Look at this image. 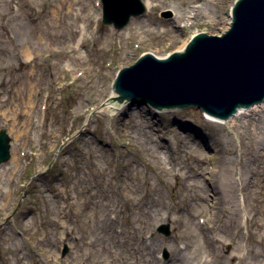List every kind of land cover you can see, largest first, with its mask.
<instances>
[{"label": "rangeland", "instance_id": "rangeland-1", "mask_svg": "<svg viewBox=\"0 0 264 264\" xmlns=\"http://www.w3.org/2000/svg\"><path fill=\"white\" fill-rule=\"evenodd\" d=\"M142 1L146 13L118 30L102 24L100 0H0V129L12 139L11 159L0 164V264H76L83 256L84 264H94L90 246L79 244L98 236L83 225L98 199L117 210L114 227L122 233L115 234L114 247L104 252L105 260L115 256V264H166L173 259V249L185 250L191 221L209 234L201 220L230 243L218 242L215 249H202L189 260L236 264L228 258L244 245L264 262V239L256 236L263 230L230 219L226 206L218 216L214 209L212 220L197 207L190 211L194 191L184 189L189 181L183 175L194 176L199 169H206L208 185L214 186L218 178L208 173L215 158L208 162L189 155L194 149L181 147V138L215 156L207 147L208 137L220 136L230 158L224 168L236 179L245 163L244 150L250 151L243 146L252 144L246 130L205 123L204 115L193 109L157 110L142 104H130L129 115L138 117L128 119L125 113L126 121L118 125L115 113L104 106L121 67L146 52L169 55L201 32L221 35L228 29L235 0ZM194 9L197 16L188 22L186 13ZM26 48L32 52L29 60ZM32 84L37 88L33 101L38 102L39 90L43 95L29 124L26 101ZM134 121L138 132L132 128ZM255 136L264 143V120ZM153 147L169 156L180 177L160 172L168 164L154 160L149 153ZM14 154L19 159H13ZM247 162L248 168L259 164ZM65 188L74 199L69 207ZM249 189L247 196L241 187L235 189L236 200H245L242 207L264 221V194L257 187ZM154 197H160L161 207L154 205ZM205 203L210 210L212 202ZM162 224L169 233L158 231ZM245 257L251 260V255ZM189 260L183 264H195Z\"/></svg>", "mask_w": 264, "mask_h": 264}, {"label": "water", "instance_id": "water-1", "mask_svg": "<svg viewBox=\"0 0 264 264\" xmlns=\"http://www.w3.org/2000/svg\"><path fill=\"white\" fill-rule=\"evenodd\" d=\"M102 1L104 23L117 29L145 12L141 0ZM189 42L184 51L163 59L146 53L121 69L114 91L133 103L197 108L223 119L264 101V0H237L228 30L221 36L200 33ZM9 142L2 129L0 164L10 159ZM161 230L169 233L167 226Z\"/></svg>", "mask_w": 264, "mask_h": 264}, {"label": "bare ground", "instance_id": "bare-ground-1", "mask_svg": "<svg viewBox=\"0 0 264 264\" xmlns=\"http://www.w3.org/2000/svg\"><path fill=\"white\" fill-rule=\"evenodd\" d=\"M200 10L201 9L198 8V11ZM192 11H197V10L194 9L190 11L191 13L190 12L186 13V20L188 22L191 21L192 18L197 16V13L193 14ZM89 16L90 14L88 13L85 19L89 18ZM230 21H231V14L229 15L227 19L225 28H228L227 26H229ZM176 22L177 21H175L174 23ZM187 42L189 43V41ZM188 43L182 44V46L180 47V49H178V51L179 52L183 51V49L188 45ZM153 54L155 55L156 53L153 52ZM24 56L27 57L26 60H29L30 58H32V52H30L29 48H26L24 50ZM155 56H157V58L159 59H163L167 57V55H162V54H156ZM36 89L37 88L34 86V84H32L31 89H30L29 98L26 101V109H27L26 113L29 114V118H30L29 124H31V120H32L33 114L35 113V109L38 108V104L39 102H41L42 95H43L42 94L43 91L39 90L38 91L39 93L37 94L38 102L33 101ZM104 106L107 109H109L111 112L115 113L114 115L115 123L118 125L120 124L122 125L126 121V119L122 118V116L125 115V113L126 115L128 113L127 118L132 119V120H135L139 115V114L129 115L130 104L128 102V98L124 99L118 92H115L114 90H112L111 95L104 102ZM199 112H201V114L205 113V112L203 113L202 111H199ZM1 115L5 116V113L1 112ZM205 118L207 120H204V121L202 120L205 123H211V124L214 123L216 126L228 125L230 128H238V129L240 128V129L246 130L247 134L249 135V138L252 139L253 145L251 143H248L243 146V147L250 149V151L247 149L244 150V151H247L245 152V155H244L246 158L245 163L243 164L241 171L235 174L237 178L234 179L232 175L227 172V168L229 167L224 168L225 166L229 165L230 158L225 157V154H226L225 152L228 146L225 145V142L220 136L212 134L210 135V137H208V141H210L209 145H207L206 143L207 147H210V149L211 148L213 149L214 153L216 154L215 156H209L202 149L195 147L193 143L194 141L191 140L190 138L189 139L192 141V143H190V141H188V139L186 138H181L182 139L181 141L182 143L180 145L181 147L191 145L192 149H194V150H191L189 155L191 154L194 155L195 158L200 161H203L206 159L208 160V162H210L212 160L211 158H215L216 160L215 163H212L213 167L208 172L210 174H213L216 178H218L214 182L213 184L214 186L208 185L206 182V180H208V178H206L207 176L205 172L206 169L205 170L199 169L200 171H198V173L195 174L194 176L183 175V177H187L189 181L188 183L184 184V187H185L184 189H192L194 191V193L191 196L192 197V207L189 208L190 211H193V209L197 207L198 210L202 212H207L209 214V219L212 220V218L214 217V209L218 210L216 212L218 216L223 211L224 207L226 206L227 208L231 210L230 219L245 220L247 223L249 222L251 224H254L255 228L257 227L258 229L264 231V221L256 219L255 216H253L247 210L246 205H245L246 208L242 207L243 203L245 204V200H239V201L236 200L237 195H235V192H234L235 189L237 191V188L241 187L242 194H244V196H247L250 193L249 188L251 186H254L259 189L258 192L260 191L261 193L264 194V143L256 140V136H255V131L257 130L258 125L260 124L262 120H264V102L260 104H256L251 107L243 108L242 110L236 112L232 117H230V119H225V120L218 119L210 114H206ZM142 120L147 125V128L152 130L149 126L151 121L148 119V117L144 116L142 117ZM132 128H134L136 132H138L139 130L136 125V122L132 125ZM215 136H218V137L215 138ZM150 140H152L151 137H150ZM156 147L160 148L159 144H157ZM155 149L156 148L153 147V149H150L149 151V153L154 158V160H156L159 163L162 162V163L168 164V168L166 167L165 169L161 168L160 172L161 173L169 172V173H173L174 175H177V177H180L178 176L180 174L177 173L175 170L176 164L175 165L172 164L169 156L165 154L163 156L159 152L157 154ZM223 149L225 150V152ZM195 151H197L198 154H194ZM13 159H19V158L16 156V154H14ZM248 159H251L253 162H259V164L255 165V167L250 165V168H248L249 167V164L247 162ZM216 164H218V166ZM193 179H196V180H193ZM210 191L212 192V194H215V197L210 195L209 193ZM83 193H87V192H83ZM64 194H66L65 202L67 203V206L69 207L71 204H74V199L71 198L69 189L65 188ZM89 195L90 196L92 195V191H89ZM159 199L160 197H154L151 200L155 206L161 207L163 203L159 204L158 203ZM201 201L203 203L202 206L199 205ZM206 201L212 202V205H211L212 208H210V210H209V207L205 205ZM236 203H239V204H238V207L235 209L234 206L236 205ZM102 206H103V211H101V213L99 214V211L100 209H102ZM92 208H93V211H92L91 218H88V219L86 218L84 220L83 225L86 228V232L88 231V233L91 232L92 234H97L98 236L96 239L91 240V241H89L90 239L86 241V239L84 238L79 244V246H81V248L85 247L86 245L90 246L91 251L95 255V257L100 256L102 258V260H99L94 257L93 259L94 264H115L114 263L115 256L110 255L108 256V259L105 260L104 257L106 255L104 256V252L109 251L110 249L114 247V245L112 246L111 242L112 240H114L115 234L122 233L118 231L116 233V230L114 227V224L117 221L116 216H115L117 210H115L114 207L111 206V204L108 203L107 200L100 201L99 199L95 200V204ZM133 209H135L134 206L131 207V210ZM186 211L187 210H185L184 212ZM112 213L114 214L112 215ZM190 215L194 217L193 214H190ZM134 219L135 217L133 216L132 221ZM186 220L187 219L184 218V223ZM203 222L204 223L202 224L203 226L202 229H206L207 231H209V234L200 232L201 227L198 225H195V223L191 221L190 228L188 232L186 233V235H184L186 236L188 240V244H186L185 250L177 252L176 249H173V252H174L173 259H171L166 264H183V260L185 259L189 260V257L198 255L202 249L204 251H209L208 248L215 249V244H217L218 242L230 243L228 242L227 238H225L223 235H220L217 231L212 232L208 226L209 222H207V220H203ZM258 232L260 233H257V235L256 234L255 235L258 238L261 237L262 239H264V233H261V231H258ZM156 241L157 240L155 239V242ZM99 242L101 244H98ZM74 245L77 247V244L74 243ZM187 253L193 254V255L189 256L187 255ZM245 253L251 255L250 257L251 260L245 257ZM83 259H84V256L80 258L76 264H84ZM126 259L127 258H125V260ZM190 260H193L191 261L192 263L199 264V262L196 263L195 262L196 260L194 261L193 258H190ZM206 260L207 258L204 259V263L206 262ZM229 260L232 262H235L236 264H242V263L243 264H264V262H262L261 259L259 258L258 253L254 252L253 249H251V247L249 248L248 246H244V245L234 248L228 258V262ZM185 264H188V263H185Z\"/></svg>", "mask_w": 264, "mask_h": 264}]
</instances>
